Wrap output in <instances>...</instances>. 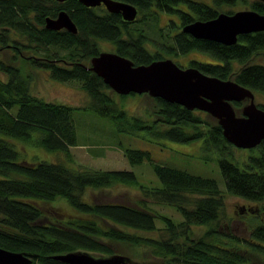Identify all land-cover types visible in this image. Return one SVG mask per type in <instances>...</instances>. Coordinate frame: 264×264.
I'll list each match as a JSON object with an SVG mask.
<instances>
[{
    "label": "trees",
    "instance_id": "16d2710c",
    "mask_svg": "<svg viewBox=\"0 0 264 264\" xmlns=\"http://www.w3.org/2000/svg\"><path fill=\"white\" fill-rule=\"evenodd\" d=\"M126 1L137 5L141 15L129 23L119 14L85 7L76 0H0V75L5 77L0 76V247L25 253L31 258L29 264H67L52 256L72 251L112 256L114 250L108 245L111 241L149 246L151 253L170 257L174 264H263L264 223L251 227L244 239L209 229L202 239L190 238L183 248L172 242V236L157 239L139 233L155 231V218L161 219L167 232L174 234L180 228L187 233L185 238L192 226L211 224L222 206V194L210 177L151 163L150 154L144 150L124 149L131 165H139L144 160L150 162L151 170L160 181V186L145 189L130 170L69 168L61 162L27 161L14 148V143L21 142L51 153H62L72 161L70 147L76 144L73 113L92 112L112 120L120 133L138 136L144 132L153 139L202 141L205 151L217 153L226 193L250 201L264 200V139L255 146L258 153L252 154L251 148L239 166L229 159L234 146L221 135L217 122L206 120L205 112L190 111L151 97L153 106L146 117L128 114L113 98L117 94L87 68L90 58L101 51L98 46L101 40L110 42L111 51L135 65L195 50L206 53L216 63L190 60L189 66L221 79L232 78L264 97V65L250 61L254 55L264 53V31L238 35L235 44L223 45L196 39L181 30L170 36L173 26L166 34L159 33L162 45L150 51L146 33L156 27L159 18L149 9L151 3L147 0ZM235 1L212 0V3L219 7ZM160 2L163 12L177 13L183 24L191 20L180 9L183 0ZM185 3L190 9L199 8L191 1ZM249 8L264 14L262 1L253 0ZM59 10L68 13L77 27L75 34L44 28V18L55 17ZM208 10L197 14L201 20L212 19L218 13L213 8ZM146 11L148 15L144 17L142 12ZM148 22L154 23L153 26ZM18 59L44 71L52 80L79 82L88 96L87 103L71 106L33 95L30 75L14 65ZM235 63L239 66H234ZM232 103L238 111L241 103ZM118 185H138L149 196L176 205L182 220L175 223L152 211L142 200L130 205L105 200L90 202L85 198L89 189L104 190ZM57 200L65 201L77 214L62 220L50 217L53 221H45L43 205Z\"/></svg>",
    "mask_w": 264,
    "mask_h": 264
},
{
    "label": "rangeland",
    "instance_id": "374dc122",
    "mask_svg": "<svg viewBox=\"0 0 264 264\" xmlns=\"http://www.w3.org/2000/svg\"><path fill=\"white\" fill-rule=\"evenodd\" d=\"M253 0H236L233 4H221L219 7L211 6L216 12L219 11H235L240 9H247ZM180 9L186 10L185 6L179 5ZM148 12V11H147ZM177 13H163L156 27L151 22L149 26H153L148 31L147 36L150 42L146 44L150 51H155L160 48L161 38L159 33L166 34V30L174 26V21H177ZM138 15L137 17H140ZM168 20L167 25H164L165 20ZM155 27V28H154ZM174 30V29H173ZM169 32L173 36L175 31ZM152 43L157 45H152ZM161 43V44H160ZM171 43V41H170ZM112 44L107 41H98V46L103 51L112 50ZM8 50V49H6ZM10 54V52H8ZM62 53V51H60ZM172 59L175 64L181 67L188 66L187 62L195 60L201 63H212L214 60L206 53L199 51H190L185 55L176 57H165ZM14 65H19L24 73L31 77L30 92L33 95L39 96L47 101L67 104L71 106H81L87 103L88 96L86 92L81 89L80 83L77 81L61 82L52 80L47 73L42 70H36L31 67L29 63H24L20 59L16 60ZM253 63L264 65V53L256 54L251 59ZM216 63V62H215ZM238 67L239 64L235 63ZM1 76V75H0ZM5 78L4 75L1 76ZM111 90V89H110ZM254 92V101L257 105H264V97L258 92ZM117 104L126 110L128 114L146 117L153 106V100L147 94L126 95L120 97L114 95L113 97ZM245 101L241 103V106ZM241 109V107H240ZM240 109H236L237 115H240ZM206 115V120L209 122H216V120L209 115ZM72 124L76 133V144L70 147V154L72 161L68 160L62 153H51L41 148L33 147L29 144L21 142L14 143V148L22 152L21 158L27 161H37L39 159L61 162L69 168L88 167L102 170H130L136 176V181L145 189L150 187L160 186V181L151 170V164L144 160L139 165H131L124 156V149H138L147 151L150 154L151 163L165 165L173 168L184 170L188 173L198 175L205 178L214 179L221 189L222 206L218 210V216L209 225L192 226L187 238L181 229L174 230V234L167 232L165 224L161 219L155 218L156 230L153 232H139L145 236H151L157 239H167L172 236V242L178 244L179 248L185 247L189 239L197 240L203 238L206 231L209 229L217 230L220 233H233L237 237L247 238L251 227L258 223H264L260 219L253 217V215L246 211V207L261 206L263 201H250L244 198L230 195L226 193L223 177L216 161L217 153L205 151L202 148V141L180 142L168 139H153L144 132H140L138 136L126 133L117 132L112 120L98 116L92 112L76 111L73 113ZM21 151V152H20ZM231 155L229 159L236 162L239 166L243 164L250 149H240L236 147L231 148ZM254 155L258 153V149L252 148ZM207 158V159H206ZM146 191L138 185H118L104 190H87L85 198L92 202L93 200H105V202H122L130 205H136L138 201H143L145 205L152 209L159 215H164L171 219V221L178 223L182 220V216L178 211L176 205L159 201L149 196ZM190 208L191 205L184 204ZM45 221H53L51 218L55 217L57 220H62L68 217H73L77 213L63 200H57L54 203L43 205ZM51 217V218H50ZM138 233L134 230H128ZM108 245L114 250L113 255H121L127 259L129 264H174L170 257H160L151 253L149 246H139L135 244H128L125 242L111 241ZM95 258H104L111 255L87 252ZM264 264V262H263Z\"/></svg>",
    "mask_w": 264,
    "mask_h": 264
},
{
    "label": "water",
    "instance_id": "95a60500",
    "mask_svg": "<svg viewBox=\"0 0 264 264\" xmlns=\"http://www.w3.org/2000/svg\"><path fill=\"white\" fill-rule=\"evenodd\" d=\"M64 2L66 0H54ZM85 7L103 4L110 13L120 14L124 21L136 18V8L116 0H76ZM264 2V0H260ZM44 28L64 29L75 34L77 27L65 10L55 17L44 18ZM264 31V14L243 9L227 14L219 12L206 21H191L181 32L196 39H205L233 45L238 35ZM90 71L102 79L119 95L147 94L169 103H176L187 110H199L214 118L221 127L223 137L236 148L251 149L264 139V107H258L251 89L232 78L221 79L208 75L194 66L181 67L170 58L153 60L149 64L135 65L130 59L112 51H100L89 60ZM237 115L232 102H243ZM264 210V203L262 204ZM67 264H126L121 255L95 258L86 252L72 251L52 256ZM25 253L0 247V264H29Z\"/></svg>",
    "mask_w": 264,
    "mask_h": 264
},
{
    "label": "flooded vegetation",
    "instance_id": "af4514ba",
    "mask_svg": "<svg viewBox=\"0 0 264 264\" xmlns=\"http://www.w3.org/2000/svg\"><path fill=\"white\" fill-rule=\"evenodd\" d=\"M116 1H121V2H125V3H128V4H131V5H133L135 8H136V11H137V13H136V17L139 15V7L137 6V5H135V4H133V3H130L129 1L127 2L126 0H116ZM138 1H141V0H138ZM148 2H150L151 4H150V6H149V9L151 10V11H153V12H155V14L158 16V18H160V16H161V14H163V13H167V14H170V13H168V12H163V10L161 9V6H159V5H161V0H153L152 2H151V0H147ZM185 1H187V2H190L191 1V3H193V4H198L199 5V8H197V9H190L189 8V6H188V4H186L185 3ZM260 1V0H259ZM183 6H185V8H186V10H181V11H183V12H185V13H187L189 16H190V18H191V20L189 21V22H186V23H182L181 22V20H180V17H179V15L177 14L176 15V19H177V21H174V30H176V31H182V27L184 26V25H186V24H188V23H191V21L193 22V21H196V20H199V21H206V20H204V19H200V17L197 15V14H200L201 12L202 13H207L209 10L208 9H211V6H212V0H183V3H181ZM98 8V9H100V10H106V8L104 7V5L101 3V4H99L98 6L96 5L95 7H91V8ZM247 9H250V8H247ZM240 10H243V9H240ZM250 10H252V9H250ZM107 11V10H106ZM235 11H238V10H235ZM235 11H232L231 13H227V14H232L233 12H235ZM108 12V11H107ZM219 12H224V11H219ZM218 12V13H219ZM110 13V12H109ZM143 14H144V17H146L147 15H148V12L146 11V12H142ZM217 13V14H218ZM224 13H226V12H224ZM117 14V13H116ZM261 14V13H260ZM120 15V14H119ZM120 17H121V15H120ZM121 19H122V17H121ZM123 20V19H122ZM208 20V19H207ZM124 21V20H123ZM167 22H168V20L166 19L165 20V22H164V25H167ZM254 33V32H253ZM188 34V33H187ZM205 40V39H204ZM101 51H103V50H101ZM111 51V50H110ZM113 52V51H112ZM188 66H189V64H187ZM188 66H186V67H188ZM240 103H242V102H240ZM264 203V202H263ZM262 203V204H263ZM262 204H261V206H253V207H246V211L247 212H249V213H251L252 215H253V217H255V218H258V219H260L262 222H264V210L262 209Z\"/></svg>",
    "mask_w": 264,
    "mask_h": 264
},
{
    "label": "bare ground",
    "instance_id": "6f19581e",
    "mask_svg": "<svg viewBox=\"0 0 264 264\" xmlns=\"http://www.w3.org/2000/svg\"><path fill=\"white\" fill-rule=\"evenodd\" d=\"M114 92V91H113ZM115 93V92H114ZM115 94H117V93H115ZM117 95H119V94H117Z\"/></svg>",
    "mask_w": 264,
    "mask_h": 264
}]
</instances>
